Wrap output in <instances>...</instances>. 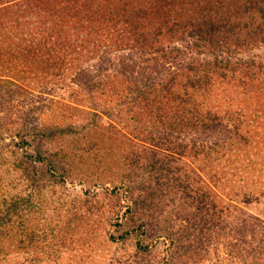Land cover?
I'll return each instance as SVG.
<instances>
[{
	"label": "rangeland",
	"instance_id": "374dc122",
	"mask_svg": "<svg viewBox=\"0 0 264 264\" xmlns=\"http://www.w3.org/2000/svg\"><path fill=\"white\" fill-rule=\"evenodd\" d=\"M7 1L0 5V215H12L0 222V264H264V81L256 83L255 92L240 96L229 93L225 84L224 92H212L220 101L212 96L213 104L225 108L234 99L245 107L240 115L231 111L233 120L228 114L233 137L219 151L190 153L187 163L175 164L196 169L210 184L205 189L208 210L196 195L160 186L156 217L134 216L135 203L121 183L131 177L155 186L158 177L150 169L124 170V152L131 147L140 151V142L127 145L115 131L99 163L92 152L82 155L85 137L35 141L34 132L79 124L84 116L70 107L78 89L71 69L56 64L58 46L47 41L54 1ZM258 51L264 56V48ZM108 96L97 100L116 107L117 95ZM132 114L116 108L112 117L119 129L128 127V134L145 130V121ZM110 122L107 115L99 121L101 127ZM97 131L95 137L102 130ZM24 133H29L27 142ZM57 160L68 164L59 166L67 171L55 168ZM176 172L175 177L182 176ZM139 218L152 226L165 222L181 238L173 244L162 237L140 250V232L121 238Z\"/></svg>",
	"mask_w": 264,
	"mask_h": 264
},
{
	"label": "trees",
	"instance_id": "16d2710c",
	"mask_svg": "<svg viewBox=\"0 0 264 264\" xmlns=\"http://www.w3.org/2000/svg\"><path fill=\"white\" fill-rule=\"evenodd\" d=\"M53 1L54 26L47 41L58 46L56 64L71 69L78 89L74 92L77 101L70 107L84 118L79 124L38 130L35 141L64 135L85 137L88 145L82 155L92 152L100 163L104 144L116 131L121 142L142 144L140 151L131 147L124 152V170L150 169L158 175L155 186L131 177L121 183L135 203L134 216L156 217L158 198L163 195L160 186L177 187L187 197L196 195L207 211L205 189L210 184L196 169L175 164L187 163L184 159L190 153L219 151L233 137L231 111L240 115L245 107L236 105L234 99L225 108L213 104L212 96L217 100L218 96L212 92H224L227 86L229 93L240 96L255 92L256 83L263 84L264 56L258 50L264 48V0ZM4 2L9 1L0 0V5ZM7 25L1 22V29ZM85 94L88 100L81 102ZM110 94L117 95L116 107L97 100ZM116 108H126L137 121H145L143 127L148 129L135 128L129 134L124 131L128 127L119 129L112 117ZM103 115L113 121L107 127L99 123ZM98 129L101 135L95 137ZM27 134H23L26 142ZM75 157L72 154L70 171ZM65 158L70 160L66 154ZM53 164L67 171L59 167L67 166L66 162ZM176 170L183 177H175ZM5 215H0L1 223L12 214ZM137 221L121 238L140 232V250H148L162 237L173 244L181 238L179 230L165 222L152 226L142 218Z\"/></svg>",
	"mask_w": 264,
	"mask_h": 264
}]
</instances>
